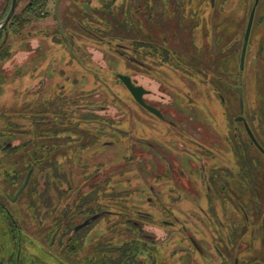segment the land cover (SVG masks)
<instances>
[{
	"label": "rangeland",
	"instance_id": "1",
	"mask_svg": "<svg viewBox=\"0 0 264 264\" xmlns=\"http://www.w3.org/2000/svg\"><path fill=\"white\" fill-rule=\"evenodd\" d=\"M57 1H50L48 18L34 21L20 31L3 29L0 35V264H73V259L74 264H82L91 255L90 248L75 257L71 254L73 207L76 204L79 212L74 222H79L88 214L80 215V211L89 208L86 196L91 191V187L79 185L83 184V177L73 174L83 173L80 166L85 165L90 175L101 167L113 176V170L124 167L115 179L132 183L124 186L115 182L114 187L107 188L109 196L141 194L140 208L131 203V211L148 212L146 197L154 183L151 177L155 176L148 173L149 182L140 177L133 152L139 147L146 159L157 153L137 144L135 137L149 139L163 150L178 142L186 144L183 130L205 141L216 133L224 136L234 130L243 132L239 138H248L242 122H236L238 116H243L245 121L253 120L252 129L264 145V0H259L256 8L244 69L240 68L241 52L256 0H214V6L212 0H156L155 20L150 17L144 22L136 21L132 13L125 11L123 0H60L56 10ZM135 4L137 7L138 2ZM138 40L164 46L153 58L142 60L145 69L152 70L143 69L142 79L144 84L168 95L173 127L140 114L130 93L120 85L119 73L133 77H138V73L134 63L118 50H134L138 45L134 41ZM222 51L228 58L223 71L214 59ZM236 86L244 91L243 113ZM87 94L92 96L88 101L82 98ZM73 102H77L76 106L89 102L108 109L87 115L93 120L112 117L115 122L118 115L124 114L120 126L129 135L123 139L119 135L115 148L96 150L89 146L81 154L72 148V160L64 157L66 161L60 163L59 169L44 170L31 161L32 154L35 158L38 153L44 157L47 150L43 147H54L55 139H48L52 130H59L60 138L73 139ZM59 109L66 114L64 120L56 115L55 110ZM81 113L78 111L77 119L83 116ZM38 121L43 123L38 125ZM45 122L49 126L45 127ZM90 127L78 129L80 138L84 137L82 144L90 142L86 138L96 137L95 131L86 130ZM39 134L43 137L38 138ZM67 153L69 156L70 149ZM57 154L59 151L48 161ZM252 156L258 160V152L252 151ZM29 172V182L16 198ZM259 176L264 184V173L259 172ZM49 177L51 182H61L45 193ZM108 177L103 176L100 182ZM64 181L76 190L68 191ZM158 184L165 191L175 185L166 175L160 177ZM168 199L163 197L160 204L167 205ZM186 204L192 207L195 203ZM107 206L112 209L110 202ZM159 216L166 217L164 212ZM91 227H98L87 239L94 248L107 237H102L104 224ZM166 242L158 247V258L168 257L169 264H182V233L175 232ZM260 253L264 259L261 250L257 255ZM198 260H194L195 264H199Z\"/></svg>",
	"mask_w": 264,
	"mask_h": 264
},
{
	"label": "flooded vegetation",
	"instance_id": "2",
	"mask_svg": "<svg viewBox=\"0 0 264 264\" xmlns=\"http://www.w3.org/2000/svg\"><path fill=\"white\" fill-rule=\"evenodd\" d=\"M135 1L138 2L137 7ZM135 1L123 0L125 11L132 13L136 21L144 22L150 17L155 20L158 6L156 0ZM213 1L212 6L215 4ZM181 7L184 8L183 4ZM134 42L138 44L134 50L129 49V52L124 48L118 52L134 63L138 77L119 73L117 77L120 85H123L130 93L140 114H147L151 120H159L173 127L175 126L172 121L174 115L170 111L168 95L159 88L153 89L151 85L144 84L142 79L143 69L152 71L145 69V63L142 60L148 57L153 58L158 52L164 50V46L157 47L151 40ZM120 76L131 79L133 86L138 89L137 97L132 94ZM84 97L88 101L92 96L87 94L82 96ZM82 98L80 101H84ZM76 104L73 102V136L78 135V129L90 127V124L95 125L94 129H97L96 133L101 140L98 144L92 145L91 149H104L110 146L115 148L119 135H123L121 139L126 137L125 134L129 135V132L121 129L120 126L121 121L124 120V114L118 115L115 122L111 120L112 117L101 121L93 120L88 118V113L108 112V109L89 102L78 106ZM78 111H82L85 114L82 115L87 118L77 119ZM236 122H242L248 138L241 136L239 138L240 133L244 135L243 132L234 130L228 131L224 136L220 132L216 133L212 137H207L205 141L183 130L182 134L186 137L187 143L178 142L176 146L163 150L149 139L135 137L137 144L157 153L156 157L146 159L144 151L139 147L136 152H133V155L137 157V161L133 159L137 167L139 166L137 169L140 177L145 182H149L150 175L155 176V179L151 177L154 183L149 184L152 188H148L146 197L150 210L148 212L141 209L131 211V203L140 208L141 194L137 197L135 195L111 197L108 194L110 190L107 189L104 195L86 196L90 203L87 204L88 207L93 199L96 200L92 204L95 211L88 213L79 222H74L79 214L74 204L73 249L71 250L73 257L83 249H91V255H87L82 260V264H169L168 257L164 260L158 258V247L163 246V242L168 244L166 241L175 232H181L183 236L182 264H195V259L200 260V262L198 260L199 264H264V259L259 257L261 253L257 255L260 250L264 255V184L259 180V172L264 173V152L248 133L245 122L237 121V118ZM246 122L264 150V145L258 139L259 136L252 129L253 120H246ZM96 123H99L98 127ZM236 144H239L238 147ZM252 151L258 152L259 161L252 156ZM123 168L118 166L113 170L115 176L109 170L102 171L103 168H101L102 177L109 176L105 181L107 188L114 187L115 182L124 186L132 183L123 178L115 179L122 173ZM163 175H166L170 182L175 183V185L171 184L166 191L163 185L158 184ZM85 181L83 180V184ZM87 182L93 183L91 180ZM84 197L81 196L80 199ZM163 197L169 198L168 204L164 206L160 204ZM109 202L112 209H108ZM183 202L195 204L187 207V204ZM162 212L166 217L159 216ZM82 213L86 214L80 211V215ZM91 218H94V221L83 226ZM95 223L104 224L105 233L102 237L107 239L93 248L94 244L92 242L88 244L87 239L98 228L91 227ZM93 237L92 239L90 237L91 241ZM258 239L261 240L256 243Z\"/></svg>",
	"mask_w": 264,
	"mask_h": 264
},
{
	"label": "trees",
	"instance_id": "3",
	"mask_svg": "<svg viewBox=\"0 0 264 264\" xmlns=\"http://www.w3.org/2000/svg\"><path fill=\"white\" fill-rule=\"evenodd\" d=\"M50 1L51 0H18L16 13L13 16V18L10 20V22L4 27L3 32L5 30H7V29H10L12 31H20V30H22L24 28H27V27L31 26L34 21L48 18L50 16V12H49ZM11 4H12V0H0V24L7 17L8 13L10 11V8H11ZM223 51H222V54H219V56L214 58L218 64L220 63L221 70H222L223 65L225 67L227 62H228V58H227V56L224 55ZM217 52L219 53V51H217ZM221 70L219 71L218 77L220 76V72H222L224 69L222 71ZM61 89H62V87H61ZM222 97H225V96H222ZM59 101H64V99L63 100H59ZM55 111H56V115L61 120L62 119L64 120V118L66 117V114L60 109L59 110H55ZM82 114H84V113H81V115ZM84 115L82 116V118L84 117ZM88 115H92V114L88 113ZM70 116L72 117L71 114H70ZM72 118H74V117H72ZM84 118H87V117H84ZM40 123L41 122L38 121L36 124L40 125ZM33 125H34V123H33ZM44 126L47 127L49 125H48V123L45 122ZM82 130H83V128H82ZM86 130H90V131H95L96 132L97 129L95 130L94 128L93 129L87 128ZM34 131H37V130H34ZM65 132H67V131H65ZM59 134H60L59 130H55V131L52 130V131L49 132V136L50 137L48 139H51V140L55 139L54 143H56V144H54V147L51 148V149H50V146H48V145L43 147V149L47 150V152L45 153L44 157L43 156L41 157L40 154L38 153L37 154V158H35V154L34 155L32 154L33 158L31 159V161H33L34 163L39 164V166H41V167L43 166L44 170L49 169V170L54 171L56 169H59L60 163L63 164V161H66L65 158H67L68 161L72 160V158L74 157L73 156V150H71L72 148L78 149L77 153L81 154L83 151H87L89 146L96 145L101 140L99 138V134L97 133L95 135L96 136L95 138H91V137L86 138L90 142H86V144H82L81 141L84 140V137L80 138V137H82L80 134H78L76 136L74 135L73 139L70 138V136H67L66 138L65 137L60 138V137L57 136ZM37 136H38V138L43 137L42 135L40 137V134L37 135ZM59 149H61V150H59ZM68 149H70L69 156H68V153H67ZM63 150H65V151H63ZM55 151L56 152L59 151V154H57V157H52V159L50 161H48L49 158L52 156V154L55 153ZM43 163H45V164H43ZM84 166H80V169L83 171L82 174H80V173L77 174V173H75L73 171V174L74 175L76 174V176H75L76 178H78V177L82 178L83 177L81 179L82 182H83V180H86L85 183H86L87 186L86 185L84 186L85 183L84 184H79V185H81L83 187H88V188L91 187L90 188L91 191L87 195H91V196L104 195L106 193V191H107V186H105L106 185L105 182H100V180H99L102 177V175L100 174L101 173V167L99 168V170H97L95 168L94 171L92 172V174L90 175L89 172L86 171V169H84ZM93 179L95 181H97V183H95L94 186H93V184H90L89 182H87L89 180L92 181ZM50 180H51V178L49 177L47 179V182H46L47 188H46V192L45 193H47L49 190L54 188L55 187L54 184L56 186H58V182L59 183L61 182V180H58V181L55 180L56 182L55 181L51 182ZM63 183L66 184L67 186H69V188L67 189L68 191L70 189L72 190V188H73V192L76 190L75 187L72 186L71 183L68 184L65 181ZM84 196H86V195H84ZM77 201H79V199ZM95 202H96V200L93 199L91 203L93 204ZM88 204H90V203H88ZM92 204L90 205L89 208L84 210V213H90V212L92 213L93 211H95V209H94L95 207Z\"/></svg>",
	"mask_w": 264,
	"mask_h": 264
},
{
	"label": "water",
	"instance_id": "4",
	"mask_svg": "<svg viewBox=\"0 0 264 264\" xmlns=\"http://www.w3.org/2000/svg\"><path fill=\"white\" fill-rule=\"evenodd\" d=\"M17 2L18 0H12V4H11V8L10 11L7 15V17L5 18V20L0 24V35L2 33V30L4 29V27L10 22V20L13 18V16L16 13L17 10ZM59 2L60 0L57 1L56 3V10L58 9L59 6ZM259 3V0H256L254 8L251 11L249 20H248V24H247V28H246V32H245V36H244V42H243V47H242V52H241V59H240V68L244 69L245 66V60H246V54H247V49H248V44L250 41V36H251V32H252V28H253V23H254V18H255V12H256V7ZM123 81L127 84L128 88L130 89V91L132 92L133 95H135V97H137V88L133 86L132 81L129 77L126 76H120ZM235 92L238 93L239 95V104H240V111L241 113L244 112V91L242 87L236 86L234 87ZM148 109L154 111L151 107H148ZM237 121H244L245 122V126L246 129L248 131V133L250 134V136L253 138V140L255 141L256 145L264 152V150L261 148V146L259 145V143L256 141L251 129L249 128L247 122L244 120L243 116H239L237 117ZM31 176V172H29L25 183L23 184V186L20 188L19 193L16 195V198L18 197V195L26 188L29 179ZM15 198V200H16ZM94 221V218H91L89 220H87L83 226L89 225L90 223H92Z\"/></svg>",
	"mask_w": 264,
	"mask_h": 264
}]
</instances>
